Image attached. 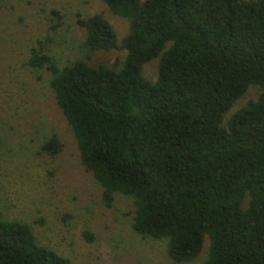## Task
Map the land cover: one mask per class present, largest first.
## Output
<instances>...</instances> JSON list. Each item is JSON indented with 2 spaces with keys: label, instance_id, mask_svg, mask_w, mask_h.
Wrapping results in <instances>:
<instances>
[{
  "label": "trees",
  "instance_id": "1",
  "mask_svg": "<svg viewBox=\"0 0 264 264\" xmlns=\"http://www.w3.org/2000/svg\"><path fill=\"white\" fill-rule=\"evenodd\" d=\"M129 21L119 39L102 15L83 18L88 54L124 50L120 69L77 60L62 68L37 42L28 66L50 87L80 159L111 208L134 200L133 230L168 241L189 264H264V0H103ZM56 30L62 17L54 12ZM171 44L170 46H168ZM159 59L150 82L144 66ZM256 86L255 100L224 119ZM54 135L41 153L56 157ZM87 240L93 236L85 233ZM0 264H70L37 243L30 225L0 219Z\"/></svg>",
  "mask_w": 264,
  "mask_h": 264
},
{
  "label": "rangeland",
  "instance_id": "2",
  "mask_svg": "<svg viewBox=\"0 0 264 264\" xmlns=\"http://www.w3.org/2000/svg\"><path fill=\"white\" fill-rule=\"evenodd\" d=\"M54 12L62 17L56 30ZM79 14H102L119 39L129 33V21L113 15L103 0H0V219L30 225L38 244L70 264H178L168 255L167 240L133 230L132 198L117 194L112 207L105 206L102 188L83 166L77 140L56 103L52 75L28 66L32 49L49 36L47 51L60 70L77 60L123 66L124 50L86 52ZM159 61L144 66L150 82L158 78ZM260 91L250 87L223 126ZM54 135L62 142L61 152L56 157L41 153ZM208 246L207 240L200 257L189 264H204Z\"/></svg>",
  "mask_w": 264,
  "mask_h": 264
}]
</instances>
